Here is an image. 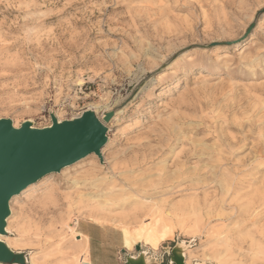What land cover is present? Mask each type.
<instances>
[{"label": "rangeland", "instance_id": "374dc122", "mask_svg": "<svg viewBox=\"0 0 264 264\" xmlns=\"http://www.w3.org/2000/svg\"><path fill=\"white\" fill-rule=\"evenodd\" d=\"M233 1L0 0V119L115 113L101 159L10 201L26 264H171L181 242L186 264H264V0ZM154 223L156 249L124 247Z\"/></svg>", "mask_w": 264, "mask_h": 264}, {"label": "water", "instance_id": "95a60500", "mask_svg": "<svg viewBox=\"0 0 264 264\" xmlns=\"http://www.w3.org/2000/svg\"><path fill=\"white\" fill-rule=\"evenodd\" d=\"M114 115L109 111L99 118L94 113L84 112L74 122L58 124L52 119L49 129H30L26 123L13 128L10 120L0 119V234H4L13 196L86 156L101 159V150L107 142V124ZM0 261L18 260L0 244Z\"/></svg>", "mask_w": 264, "mask_h": 264}, {"label": "bare ground", "instance_id": "6f19581e", "mask_svg": "<svg viewBox=\"0 0 264 264\" xmlns=\"http://www.w3.org/2000/svg\"><path fill=\"white\" fill-rule=\"evenodd\" d=\"M235 1V0H234ZM233 1V2H234ZM223 4V3H222ZM233 4H235V3H233ZM224 6V5H223ZM231 8V7H230ZM229 8V9H230ZM232 9V8H231ZM219 24H221V23H219ZM223 26V25H222ZM110 111V110H109ZM109 111H105V112H103V113H101V115H100V117L99 118H102L103 116H104V114L106 113V112H109ZM84 112H91V113H94L93 111H91V110H87V111H84ZM83 112V113H84ZM82 113V114H83ZM81 114V115H82ZM95 114V113H94ZM81 115H79V116H77V117H74V118H72L71 120H67V121H69V122H74L75 120H77V119H79L80 117H81ZM57 121V123L58 124H61L63 121H58V120H56ZM26 124H28V127L30 128V129H34V127L31 125V122L30 121H27V122H25ZM12 126H13V128H15L14 127V125H13V123H12ZM45 129H49V128H51V125L50 126H47V127H44ZM107 137V136H106ZM201 152V151H200ZM89 156H91V155H89ZM200 156V155H199ZM86 157H88V156H86ZM85 157V158H86ZM85 158H83V159H85ZM83 159H81V160H83ZM80 160V161H81ZM223 160H225V159H223ZM80 161H78V162H80ZM78 162H76V163H78ZM75 163V164H76ZM74 165V164H73ZM72 166V165H71ZM68 167H70V166H68ZM68 167H66V168H68ZM66 168H64V169H66ZM64 169H62V170H64ZM186 176V175H185ZM215 176V175H214ZM46 177V176H45ZM207 177V176H206ZM44 178V177H43ZM164 178V177H163ZM162 178V179H163ZM172 178H174V177H172ZM176 178V177H175ZM175 181V180H174ZM177 181V180H176ZM38 183V182H37ZM36 184V183H35ZM35 184H33V185H35ZM33 185H31V186H33ZM31 186H29V187H31ZM29 187H27L26 189H28ZM25 189V190H26ZM25 190H23L22 192H24ZM21 192V193H22ZM21 193H19V194H17V195H15V196H13L12 197V199L13 198H16V197H19L20 196V194ZM11 199V200H12ZM9 212H10V208H9ZM158 213V212H157ZM10 214H11V212H10ZM10 214H9V216H10ZM9 216L5 219V227H4V234H0V244H3L10 252H11V254L15 257V258H17V260L18 261H16V262H13V263H5V262H1L0 261V264H26V258H25V256L23 255V254H16V253H14L3 241H2V239L3 238H5V237H7V235H8V229H7V219L9 218ZM154 217V216H153ZM170 229L168 228V229H159V226H158V223H154L153 225L152 224H149L148 226L147 225H145V224H142V226L138 229V230H136V231H130V230H128V229H126V228H122V240H123V245H124V247L126 248V249H132V247H134V246H136V245H140V243H142V247L143 248H145V249H147L146 247L148 246L150 249H156L157 247H158V245L161 243V242H163L165 239H166V236H167V232L169 231ZM74 240L78 243V247H77V253H85V251H86V249H87V245H86V243H82V241H83V237H81V234H77V235H74ZM87 240V239H86ZM146 246V247H145ZM148 250V249H147ZM183 250H186V247H185V245H184V243L183 242H181V243H177L176 244V246L173 248V250H172V256H171V263L172 264H175L177 261H182V263L183 264H186L185 263V258H184V255H183ZM139 254V256L138 257H136V256H129L128 257V263L129 264H158L156 261H150L149 260V263L145 260V257H146V255H147V252L146 251H144L143 249L138 253ZM81 262V261H80ZM84 264H87L88 262H83ZM75 264H77V263H75Z\"/></svg>", "mask_w": 264, "mask_h": 264}, {"label": "crops", "instance_id": "0c3cea01", "mask_svg": "<svg viewBox=\"0 0 264 264\" xmlns=\"http://www.w3.org/2000/svg\"><path fill=\"white\" fill-rule=\"evenodd\" d=\"M87 238H88V246H89V244H90V240H91V239H90L89 237H87Z\"/></svg>", "mask_w": 264, "mask_h": 264}]
</instances>
